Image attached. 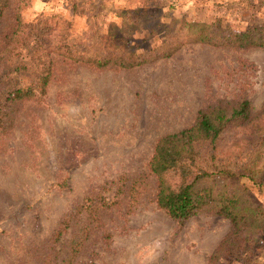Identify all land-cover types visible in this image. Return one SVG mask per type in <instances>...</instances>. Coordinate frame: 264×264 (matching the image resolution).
Instances as JSON below:
<instances>
[{
	"label": "rangeland",
	"instance_id": "rangeland-1",
	"mask_svg": "<svg viewBox=\"0 0 264 264\" xmlns=\"http://www.w3.org/2000/svg\"><path fill=\"white\" fill-rule=\"evenodd\" d=\"M262 25L264 0H0V264H264V214L225 249L239 254L212 263L233 223L211 208L172 218L149 168L200 110L249 100L250 118L202 145L199 163L229 166L264 210V47L235 42ZM37 31L51 52L66 35L86 52L108 37L152 53L104 69L53 53L46 93L12 101L38 83Z\"/></svg>",
	"mask_w": 264,
	"mask_h": 264
},
{
	"label": "trees",
	"instance_id": "trees-1",
	"mask_svg": "<svg viewBox=\"0 0 264 264\" xmlns=\"http://www.w3.org/2000/svg\"><path fill=\"white\" fill-rule=\"evenodd\" d=\"M34 47L42 48L40 61L42 69L39 80L35 85L17 88L9 93L12 101L28 99L46 93L54 67L53 53L64 56L73 62H83L96 69H104L110 65L131 68L148 61L152 52L138 54L130 50L126 44L117 45L113 38L94 52L76 49L66 35L57 42L55 51L44 47L41 41L43 34L37 31ZM235 42L241 46L264 47V25L250 27L245 31L235 33ZM31 32L24 37L30 42ZM105 39V40H106ZM111 40V42H109ZM38 94V95H37ZM12 95V96H11ZM251 105L244 100L230 111L225 108L202 109L196 122L188 128L163 136L155 147L149 168L157 176L156 201L172 218L186 220L202 209L211 208L228 217L234 225L233 233L223 240L219 249L212 255V263L219 260L221 254L232 255L241 252V244L235 243L225 250L231 242L243 233L251 232L256 235L263 217V208L253 202L249 187L233 181L235 172L229 167H217L214 170L200 166V147L209 144L216 149L225 127L231 121H246L250 118ZM215 157V156H214ZM181 176V183L174 187L167 180L169 174ZM253 179V177H250ZM254 217V220H253ZM81 246V243H79ZM77 250V249H76Z\"/></svg>",
	"mask_w": 264,
	"mask_h": 264
}]
</instances>
